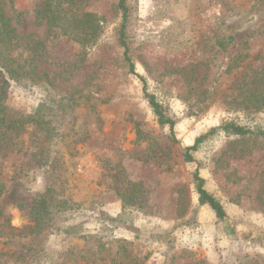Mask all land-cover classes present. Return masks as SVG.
I'll list each match as a JSON object with an SVG mask.
<instances>
[{
    "label": "rangeland",
    "instance_id": "374dc122",
    "mask_svg": "<svg viewBox=\"0 0 264 264\" xmlns=\"http://www.w3.org/2000/svg\"><path fill=\"white\" fill-rule=\"evenodd\" d=\"M125 5L0 0V264H264V0Z\"/></svg>",
    "mask_w": 264,
    "mask_h": 264
},
{
    "label": "trees",
    "instance_id": "16d2710c",
    "mask_svg": "<svg viewBox=\"0 0 264 264\" xmlns=\"http://www.w3.org/2000/svg\"><path fill=\"white\" fill-rule=\"evenodd\" d=\"M119 6L124 9V22L122 25V32H124V26H125V20L127 18V7L125 5V0H119ZM13 29L10 28L8 21L5 20V17L2 16V13L0 11V43H3V47H0V87L5 86L10 82L11 79L17 78L16 77V69L13 68V62L8 59L7 53L9 48L11 47L10 41L13 39ZM125 45V43H124ZM5 57V58H4ZM131 71H134V66L131 64ZM140 78L144 81L145 79L140 76ZM261 79L258 80V83ZM145 82V81H144ZM255 81H252V85ZM257 85H255V89H257ZM2 88V87H1ZM147 96L149 98V103L152 106L158 121L161 124H169V127L171 131L173 132L174 128V121L168 117H166L162 105L157 101L156 97L152 94L147 93ZM2 105H0V125L8 124L9 126L17 125L18 123L23 122H32L34 124H37L38 126H47L48 121L44 119L45 113H42L39 109L34 114H23V119H9V117L2 116L1 108ZM222 128L226 131H231L234 134L237 135H264V129H258L253 130L252 128H248L243 125H238L236 123H228L222 126ZM204 139V135L197 138L194 145L189 146L188 150H195L199 144ZM189 156V155H188ZM191 157H189L190 159ZM196 179L198 180V192L200 195V204L204 205L209 203L210 206L216 211V214L218 217L222 218L225 215V211L220 204V202L215 199L211 194L208 193V191L204 188V180L196 174ZM67 204V202H64ZM47 209V202L45 199H42L40 203L35 205L31 212L30 216L34 220L36 224V228L41 229V226L43 222L46 220L45 217L47 216V212L50 209H47L45 212H42V210ZM71 228V227H70ZM70 228L66 229V232H70Z\"/></svg>",
    "mask_w": 264,
    "mask_h": 264
}]
</instances>
